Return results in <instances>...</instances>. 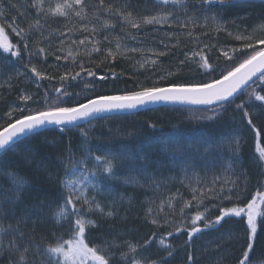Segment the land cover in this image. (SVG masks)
I'll use <instances>...</instances> for the list:
<instances>
[{
	"label": "trees",
	"instance_id": "trees-1",
	"mask_svg": "<svg viewBox=\"0 0 264 264\" xmlns=\"http://www.w3.org/2000/svg\"><path fill=\"white\" fill-rule=\"evenodd\" d=\"M109 2L110 0H105V5ZM111 2L120 3V0H111ZM135 2L141 5L142 8L148 10V12H142V14H150L152 11L156 10H167L183 15L176 6L171 4H158L156 0H135ZM251 2L256 6L243 7L241 5L245 3V0H232L231 6L217 8L213 11L221 13L226 21L230 22L234 20L235 23L237 21L235 18L239 16H245V20L249 19L251 12H256V14H253L256 16H259L257 14L264 15V10L260 8V4L255 0H251ZM85 3L87 5H98L99 0H85ZM92 9L95 13H98L97 9ZM98 14L101 15V19H112L118 26L115 27L114 31L118 37L114 38L110 37L111 33L109 30L111 27L108 25L105 26L106 32L103 37L98 40L99 43H96V47L103 50L100 53L91 50L86 54H74L66 49L63 55L53 56L50 47L45 49L44 42H39V40L38 42L36 41V34L32 29V37L29 41L30 49L28 51L22 49V56L20 58L10 57L11 61H17V63L29 73H32V66H35L37 71L42 69L48 71L49 75H47L46 78L43 77L41 79L35 76L39 82L38 89L40 95L38 101L44 100L46 96L50 97L51 101H54L56 99L55 89L61 88V92L66 90L68 93L73 94L69 101V106H71V104L75 103L77 100L84 102L83 97L85 96L112 94L125 88L132 89L136 84L152 86L153 81L163 76L162 74H168L166 77H161L165 83L172 80L183 81L186 78L190 80L207 79V77L202 75L206 70L198 67V63L195 59L191 61L186 60V64L183 67L178 66L180 60H185L186 56H190L193 51H200L203 45L214 41L217 31L210 25L208 28L192 29L193 35L191 37L187 35L185 30L170 29L168 24L145 26L138 32L134 28L133 30H129V25L125 24L123 21H117L103 12H99ZM257 19H260V17H257ZM0 24L5 25V33L8 41L11 44L19 45L20 41L18 37L9 29L8 25L3 20H0ZM228 24L229 26L233 25L232 23ZM19 28L27 29L28 27L23 28L19 26ZM176 31H178L177 34L172 37ZM202 32H207V36L203 35ZM90 35L93 36V32H90ZM104 36H107L108 40H104ZM124 36L135 37L140 43L133 41V45H135L134 47L136 48H131V45H129V50H127L126 45L128 40H124ZM114 41L120 44L119 50H117ZM161 41H163V44H161ZM164 45H167V48H165ZM260 47H264V45ZM38 48H44L45 52L43 54H38ZM131 49H136L137 51H132ZM108 50H111V52L115 54V59L107 57ZM157 50L167 52L165 56L158 55L159 59H157L158 62L164 65L161 66V64H157V71L153 73L151 72L152 65L148 64L151 58H147V63L144 65L143 69L138 68L137 70L134 63L142 60L144 58L142 56H145L146 52L150 51L155 55L153 51ZM29 51L33 53L31 57L29 56ZM56 52L58 51H55V53ZM69 53H71V55H69ZM174 53H176V55ZM203 54L208 57V62L217 68V72L213 73L217 79L220 78L219 70L221 68H231L233 66L231 61L226 60L223 61V63L214 64L211 55L206 49ZM5 56H10V54L3 53L2 49H0V61L2 60L0 65L3 70H6L8 65V63H4ZM57 56H61L62 58L57 60ZM246 56L247 52L236 57L237 62H242V59L246 58ZM63 57L68 58L63 59ZM81 63H83L86 69L95 72L97 77L107 75L114 71L120 78L115 80L109 78L106 81H99L81 72L79 77H76V79H67L63 81L62 85L60 77L65 75V73L74 75L76 72H80L79 65ZM49 67L50 70L47 69ZM190 69H193V72ZM148 73H150V75ZM157 73L159 74L156 77ZM52 78H56L55 82L51 81ZM0 80V125H3L6 122H2V115L4 116L9 107L10 97L13 91L10 83L3 79ZM158 86H163V84ZM253 89L264 94V84H260L258 77L237 96L231 99L234 100V103L229 104L226 111L214 116L212 119H202L201 117L212 116V112L208 109L213 106L186 107L162 105L137 112L104 114L102 115L104 116L103 119L92 120L90 123L84 122L80 124L78 128L69 127L60 131L53 127L47 131L40 132L37 136L26 139L22 138L21 142L17 143L14 151L7 153L2 152L0 154V167L3 168V171L5 173H15L19 178L27 182L23 189L22 200L15 205L16 216L21 214L25 205H30L36 200H43L45 204L51 203L52 209L57 204L63 202L62 198H64V194L67 192V189L63 188L64 175L68 169L72 168V164H77V161H80L78 152L83 151L86 154L85 150L90 149L92 156H103L101 153H98L95 148L99 140H107L106 138L109 135L107 133L111 130L110 127L112 123H127L129 125V137L131 134L138 135L144 133V130H139L141 126V128L143 127L150 131V135L152 137L154 136V140H156V137H162V135H164L163 132H165V134H170L171 132L176 133L178 131L183 134L188 131L205 132L206 129L216 127L221 122L231 117L237 115L243 116V112L236 109L235 105L248 100V93H251ZM76 93H80L81 95L76 96ZM62 99L68 100V97H62ZM257 102L256 100L249 101V112L252 115V105ZM29 107H43V104L36 102ZM217 111L219 112L220 110L218 109ZM253 123L256 125L257 129L261 130L260 136L257 137L256 132L247 124L248 128L251 130V140L246 146L241 147V153L238 158L227 156L232 167L231 170L224 172L225 178L221 181L223 185L228 187H233L232 182L236 181L237 184L235 189L240 190L242 188V192L248 194L249 197L246 200L243 199L239 201L241 206L243 203L250 200L252 196L255 195L257 188L260 187L258 180L260 179L262 165L259 162L258 148L264 147V116H260L257 121L253 119ZM152 125H155V127H152ZM173 128H176L178 131ZM82 130L87 133V136L82 134ZM126 132L120 135L126 137L124 139L129 144L130 138L127 137ZM47 134H54L51 140L53 142L59 141L60 144L58 146H53V144L46 141L47 139L44 141V136ZM130 140H133V138ZM148 140L149 138L147 141ZM120 141L122 140L119 138L117 142ZM77 146L81 148L78 150ZM70 155L72 156L71 163L69 162ZM154 156H160L159 159H162L160 152L158 155ZM25 157H27V159H25ZM257 159L258 162H256ZM157 161L159 160L156 159V163ZM86 164L88 169L94 170V164H96V162L90 164V160H86ZM98 166L102 169V165ZM117 167L118 164L114 171L117 170ZM242 172H245L249 177L246 187L243 183ZM108 176L109 174L106 173V177ZM0 185L3 186V190L8 195H12L15 192L12 179L6 174L0 176ZM113 185L117 186L118 191L123 190V186L121 187L118 182H115V184L113 183ZM140 189L141 188L135 187L129 190V192L124 191L125 193H129V195L126 196L128 199H119L115 202V206L119 209V212L117 215H114V217H102L99 213L87 217L96 220L98 224V227L95 229L89 230L86 228L85 240L89 243V246L99 245L104 239L109 241L115 240L117 245H122L123 241L143 244L145 240L150 239L152 244L148 249V253L151 254V258L153 260H159L161 257H164L166 264H186V255L189 252L197 259V264H238V259L242 253L241 246L244 243L242 236L245 221H241L237 218H230L222 222L220 226L210 229H203V222H200L202 232L197 234L191 244L188 245V237L183 231L176 232L172 226L165 225L168 223L167 219H178L181 211L176 214L172 210H162V203H160L156 209H153V207L149 206L148 202L144 201L148 192H151L149 191L150 188ZM188 194L190 195L189 197L193 199L192 192L190 191ZM216 201L217 200H213L209 202L210 204L207 202V204L211 206H206V212L205 210H200L199 212L205 213L208 219H214L220 214V207L232 206L229 202H222L221 200ZM109 202L110 201H108V203ZM198 207L204 208V205L200 204ZM149 208L152 209L151 215L148 214ZM52 209L48 210L49 215H51ZM108 210L110 209H105V211ZM257 210L259 212H264V205L258 203ZM5 211L7 214L4 219V224L15 225L16 217L8 213L7 204L5 205ZM165 216L171 218L166 219L164 218ZM75 218V216H72L73 221ZM152 219L156 220L157 223L152 224ZM259 222L260 217H258V225ZM187 223L191 224V221L186 222L184 227L187 226ZM38 232L46 237L44 241L46 245L52 244L54 246L57 243V240L53 238V234L58 238H62L61 242L72 238V235L67 230V225L59 227L51 221L38 229ZM169 232H172L173 235L169 236ZM209 234H214V236L207 240ZM4 238L6 241L11 239V237L7 235ZM161 241H163V243H161ZM207 241H211L214 244L207 246ZM37 242H40L39 237L37 238ZM169 245L171 249H169ZM169 250L173 251V256L171 258L167 256ZM112 251L115 264H125L124 260L115 256L117 252L121 253V247H114ZM250 259L252 260V264H264V231H258L257 241L254 244L253 252L250 253ZM4 260L6 261L7 257H5ZM52 260L53 262L59 260L60 264H63L62 256H53Z\"/></svg>",
	"mask_w": 264,
	"mask_h": 264
},
{
	"label": "snow or ice",
	"instance_id": "snow-or-ice-1",
	"mask_svg": "<svg viewBox=\"0 0 264 264\" xmlns=\"http://www.w3.org/2000/svg\"><path fill=\"white\" fill-rule=\"evenodd\" d=\"M75 5L81 7V11H76L77 17L83 14V10L86 6L92 7L112 17L117 21H123L131 28L136 29L138 32L142 27L149 25H162L168 24L170 29L185 30L188 36H192V29L208 28L209 24L215 26L217 32L223 30L228 35V23H232L235 26V21H226L222 14L213 11L217 8H223L232 5V0H156V3L162 5H174L179 9V12L183 15H179L174 11L156 10L150 14H142V12H148L146 8H142L137 4L135 0H120V3L110 2L105 5V0H99L98 5H86L85 0H73ZM4 0H0V20L4 19L3 12ZM243 7H255L251 0H245V3L241 5ZM9 7H15L9 5ZM33 12H35L40 18H45L49 14L53 16L67 17L69 12L65 9H71L72 5L65 0L64 4L56 3L54 7L49 5L45 7V0H33L30 5ZM260 7L264 9V0H260ZM139 9V10H138ZM95 15V19L100 21V15ZM23 16L25 13H19ZM108 21H103L101 27H105ZM9 29L18 37L20 44H11L5 33V25L0 24V49L3 53H9L10 56L4 57V62L11 64L10 57L20 58L22 56V49L28 51L30 49V39L32 37L33 28H41L40 19L35 20L34 24H29L27 29L19 28L16 20L13 19L8 23ZM260 31H264V15L260 19L258 25ZM254 28L253 31H256ZM93 36L96 35V29L92 30ZM207 36V32H202ZM63 36L64 33H59ZM51 36V33H49ZM135 39V37H131ZM47 39V38H44ZM104 40H108L107 36H104ZM198 39V37H197ZM237 39L241 37L237 36ZM63 43V41H61ZM83 44L84 41H79ZM98 44L99 41H96ZM163 44V41H161ZM258 45H264V38L257 37L255 43H247L242 49L233 50L235 56H229L227 51L223 52V57L226 61L232 62V67H224L219 70L220 78L217 79L213 73L217 72V68L208 62V57L203 54L204 50L209 48L210 45L205 44L200 51H193L190 56H186L185 60L179 61L178 67H183L187 61L196 60L198 67L205 69L202 73L207 79L195 80L185 79L183 81L172 80L167 83L162 78H158L153 81L152 86H146L143 84H136L132 89L125 88L123 90L114 92L112 94L94 95L83 97L84 102L77 100L75 103L69 106V101L73 94L68 93L66 90L61 92V88H56V99L51 101L50 97H47L38 101L42 103L43 107L30 108L28 102L33 100V96L26 92H21L19 100L24 103V107L10 108L4 115L3 119L6 123L0 125V152L14 151L17 143L21 142V139L37 136L42 131H47L50 128L55 127L57 130L63 131L69 127H79L80 121L90 123L92 120L103 119L104 116L100 114L118 113L130 109H137L141 106H145L149 103L156 102H171L180 104H196V105H210L213 106L208 109L212 112V116L201 117L202 119H212L214 116L221 114L227 110V106L234 103V100L230 98L234 97V94L239 89L245 88L252 77L257 76L259 73L258 81L260 84H264V47H257ZM117 50L120 49V44L116 45ZM167 48V45H164ZM250 50V51H248ZM93 51L102 52L99 47H94ZM132 51H137L132 49ZM44 48H38V54H43ZM247 52L246 58L242 59V62H237L236 57H239ZM33 53L29 51L31 57ZM71 55V53H69ZM160 56L167 55V52L158 53ZM107 57L115 59V54L108 50ZM106 57V59H107ZM62 57L57 56L56 59L60 60ZM68 57H63L67 59ZM155 64V61H152ZM80 72H76L74 75L65 73L60 77V81L63 85V81L67 79H76L80 76L81 72L86 73L87 76L98 79L99 81H106L109 78L115 80L120 77L114 72H110L107 75L97 77L96 73L90 69H86L81 63L79 65ZM32 73L36 77L43 78L41 72L37 71L35 66L31 67ZM2 74V73H0ZM11 79V77H9ZM163 84V86H158ZM76 96H80V93H76ZM62 97H68V100L62 99ZM238 98V97H236ZM260 101L257 105L258 114L264 116V94L253 89L251 93H248V100L242 101L236 104V109L243 112L244 119L247 124L256 132L257 137L260 136L261 130L256 128L253 123V115L249 112V101ZM220 110L219 112L217 110ZM155 127V125H152ZM84 136H87L86 132H83ZM176 146L177 151H184L186 148H191L192 145L187 146L181 144L179 141H172ZM239 140L234 141L232 148L233 152H237L239 149ZM208 149L206 148L205 151ZM85 156L79 161L81 168L78 170L85 176L91 175L97 176V171L88 169L86 160L88 157H92L97 165H102L99 178H110L114 175V169L117 166V162H135L137 157L130 151L113 153L106 152L104 156H92L90 149L85 150ZM259 162L262 165L260 172V179L258 183L260 187L257 188L255 195L246 203H239L240 197L237 195L233 199V189L236 187L237 182L233 181V187L227 191L222 188L219 190H209V194H215L219 196L220 200L228 201L232 204L231 207H220L219 215L214 219H208L205 213L197 211L196 214L191 217V224L181 228L177 226L176 232L183 231L187 237V244L190 245L194 237L202 232L200 222H203V229H210L218 227L226 219L237 218L241 221H245L243 225V245L242 253L238 259V264H252L250 259V253L254 250V244L257 241L258 231H264V212L257 210L258 203L264 205V147L258 148ZM145 161V164L141 166V171H144L147 165V156L141 155L139 157ZM27 159V157H25ZM72 156H69V162L71 163ZM75 169V164H72ZM229 167H232L230 164ZM103 173H108L109 177H103ZM8 175L12 179V183L15 186V192L12 195H8L3 186L0 185V264H60L59 260L53 262V256H62L63 264H115L113 261L114 247H126L127 251L121 252V259L125 264H166L164 257L159 260H153L151 254L148 253V249L151 247L152 241L145 240L143 244L133 243L131 241H125L123 245H117L115 240L109 241L104 239L99 245L89 246V243L85 240L86 228L91 230L98 227L97 221L87 218L88 216L99 213L102 217L112 218L117 215L119 209L116 208L114 202H109L104 207L96 200L95 196L91 198L86 194V189L78 188V184H82V180H65L63 181V188L67 189L64 194L63 203L58 205L54 210L52 204H45L43 200H36L30 205H25L19 216H16L15 205L21 201L23 196V189L26 185V181L19 178L17 174L8 172L5 173L3 168L0 167V175ZM146 176L152 177V182L156 183L154 174L144 171ZM243 183L247 184L249 177L245 172H242ZM124 183H133L141 185V181L135 177L132 179H125ZM92 187L97 192L104 191L100 183H94ZM196 191L195 189L193 190ZM123 199V195L120 197ZM193 199H197L194 195ZM79 202V207L77 203ZM8 205V213L16 217L15 225L4 224L6 216L5 205ZM68 205H71L72 212H69ZM85 206L87 208L85 209ZM105 208L110 210L105 211ZM114 209V210H113ZM207 209H205V212ZM152 209H148V214H151ZM72 216L76 218L72 219ZM258 217L260 222L258 225ZM51 221L59 227L67 225V230L72 235L71 239L61 242L62 238H58L53 234V238L57 240V243L45 244L46 237L42 233L38 232L42 226ZM156 220H152V224H156ZM10 236L11 239L6 241L5 236ZM169 236L173 235L172 232L168 233ZM39 241L37 242V238ZM163 243V241H161ZM169 249L171 246L169 245ZM168 258L173 256V251L167 252ZM7 257L5 261L4 258ZM186 264H197V259L194 258L191 252L186 255Z\"/></svg>",
	"mask_w": 264,
	"mask_h": 264
},
{
	"label": "rangeland",
	"instance_id": "rangeland-1",
	"mask_svg": "<svg viewBox=\"0 0 264 264\" xmlns=\"http://www.w3.org/2000/svg\"><path fill=\"white\" fill-rule=\"evenodd\" d=\"M32 3L33 0H4V19L2 20L8 25L11 20L15 19L17 25L27 28L29 24H34L35 20L40 19L42 27L39 29L33 28V31H35L36 34L35 39L37 42L38 40L39 42H44L45 49L50 47L53 56L60 54L63 55V52H65L66 49L74 54L89 53L94 47H96V41L101 39L106 32L105 27H101L103 21H108L107 25L111 27L109 30L111 33L110 37H118V35L114 33L115 27H118L114 21L110 18L97 21L95 16L91 14L89 10L90 7L88 6L84 8L83 14L77 17L75 12L81 11V7L75 5L73 0H67V3L71 4L72 8L75 10L72 11L71 9H65L69 12L67 17L53 16L49 14V16L45 18H40L32 11L30 7ZM56 3L64 4L65 0H45V7L47 8L49 5L54 7ZM9 5L15 7H9ZM19 13H25V15L21 16ZM257 17L259 16L253 15V12H251L250 18L247 20H245V16L235 18L237 20L235 26H229V24L227 26L228 32H230L231 35H228L223 30L216 32L214 41L209 43L208 45H210V47L206 49L211 55L214 64L223 63V61H225V58L223 57L224 51H227L229 56H235L234 49L239 50L247 43H255L257 37L264 38V31L258 29L260 19H257ZM209 25L215 29L214 25L211 23ZM93 28L96 29L97 36L95 37L90 35ZM254 28H257V30L253 31ZM129 30H133V28L129 26ZM61 32L64 33L63 36L59 35ZM177 32L178 31H176L172 37H174ZM49 33H51V36H49ZM237 36L241 37V39H237ZM81 40L84 41L83 44L79 43ZM124 40H128L126 45L127 50H129V45H131V48H136L134 47L135 45H133V41L140 43V41H137L138 39H132L131 36H124ZM61 41H63V43H61ZM114 44L117 45V41H114ZM260 46L263 45H258L257 47ZM55 51L58 52L55 53ZM153 52H155V55L150 51L146 52L145 56H142L144 57L142 60L136 61L138 63H134L137 70L138 68L143 69L144 65L147 63L146 59L151 58L148 62L149 65H152L151 72L155 73L157 71V64H161V62L157 61V59H159L158 52H161V50ZM174 54L176 55V53ZM152 61H155L156 63L153 64ZM162 65L164 64H161V66ZM47 69L50 70V67ZM190 70L193 72V69ZM39 72L42 73L44 78L49 75L46 69L39 70ZM0 73H2L0 74V79L10 83L13 91L6 112L12 107H24V103L19 100L22 91L33 96V100L28 102V107L38 102L40 95L38 89L39 82L34 73L27 72L15 60H12V63L7 65L6 70H3L0 65ZM148 74L150 75V73ZM158 74L159 73H157L156 77ZM162 75L163 76L161 77H166L168 74ZM9 77H11V79H9ZM55 80L56 78L51 79L52 82H55ZM259 104L260 101L252 105L253 119L256 121L260 118L257 109V105ZM3 117L4 116L2 115V122H6ZM110 128L111 130L107 133L109 134L106 138L107 140H99L97 147L95 148L96 151L103 156L106 152L119 153L130 151L137 157V160L134 163L129 161H124L122 163L117 162L118 167L117 170L114 171L112 178L99 179L98 177L101 168H99L98 165L94 164V170L97 171V176H93L91 173L85 176L78 171L81 168V165L79 161H77L78 163L75 164V169L72 167L65 173L64 181L82 180L83 183L78 184V188L86 189V194L90 198L95 196L96 200L101 203L102 207H104V204L107 205L108 201L115 203L121 199V195H123V199L127 200L128 197L126 196L129 195V193H125L124 191L129 192V190L135 187L141 188L140 190L150 188L149 191L151 192H148L144 201L148 202L149 206L153 207V209H156L159 204L162 203V207L160 206L162 210H172L176 214L181 211L178 219H167L171 217H164L168 220V223L165 225L172 226L173 229L177 226L183 228L186 222L191 221V217L196 214V211L205 210L207 205L211 206L209 205V202L213 200L220 201L219 196L215 194L210 195L209 190H219L222 188L227 191L232 188L223 185L221 182L225 178L224 172L231 170L227 156L229 155L231 158H238L241 153V147L246 146L251 140V130L248 128L242 115L231 117L221 122L216 127L206 129L205 132L188 131L183 134L179 133L176 128H173L178 132H171L170 134H165V132H163L164 135H162V137H156V140H154V136L152 137L150 135L149 130L143 127L141 128V126L139 130H144V133L138 135L131 134L130 137L128 130L129 125L125 122L112 123ZM125 132L128 138H133V140L129 139V144L124 139L126 137L120 135ZM53 136L54 134H47L44 136V141L47 139L46 141L53 144V146H58L60 142H53L51 140ZM119 138L122 141L117 142ZM148 138L149 140L147 141ZM236 140H239L240 142L239 149L237 152H233L232 148L234 146V141ZM172 141H179L185 146L191 144L192 147L186 148L184 151H177L175 144L171 143ZM80 148V146H77L78 150ZM206 148L208 149L207 151H205ZM159 152L162 155V159H159L160 156H154L158 155ZM78 153L81 160L85 156V153L83 151H79ZM141 155H146L148 158L144 171L154 174L156 183L152 182L151 176H146L144 171L140 170L141 166L145 164V161L139 158ZM156 159L159 160L157 163ZM87 160H90V164L95 162L92 157H88ZM256 162H258V159ZM103 177H106V173H103ZM133 177L139 179L142 186L133 183H124L125 179H132ZM115 182H118L121 187L123 186V190L118 191L117 186L113 185ZM94 183H100L104 191L97 192L92 187ZM194 189L196 190L195 192L193 191ZM190 191L193 196H197V199L194 200L192 197H189L190 195L188 193ZM237 195L241 198L240 200H246L249 197L247 193L242 192V188L240 190L233 189V199H235V196ZM63 199L64 198H62V201ZM207 202L209 204H207ZM62 203L63 202L57 204L52 210ZM200 204L204 205V208L202 207L203 209L198 207ZM77 206L79 207V202L77 203ZM67 207L69 212H72L71 205H68ZM86 208L87 206H85V209ZM187 225L189 224L187 223ZM212 236H214V234H209L207 240ZM124 242L125 241H123L122 245ZM206 243L207 246L214 244L211 241H207ZM121 250L127 251V248L123 247ZM115 256L121 258V253L117 252V255Z\"/></svg>",
	"mask_w": 264,
	"mask_h": 264
},
{
	"label": "water",
	"instance_id": "water-1",
	"mask_svg": "<svg viewBox=\"0 0 264 264\" xmlns=\"http://www.w3.org/2000/svg\"><path fill=\"white\" fill-rule=\"evenodd\" d=\"M259 76V73H257V76H254L252 77V79L248 82V85L253 82L257 77ZM244 88H241L238 90L237 93L234 94V97L240 93ZM232 97V98H234ZM230 98V99H232ZM162 105H177V106H186V107H206V106H210V105H196V104H188V103H185V104H180V103H171V102H156V103H149L145 106H141L137 109H130V110H126V111H122V112H118V113H129V112H137V111H140V110H144V109H148V108H153L155 106H162ZM84 121H80V124H82ZM1 153V152H0Z\"/></svg>",
	"mask_w": 264,
	"mask_h": 264
},
{
	"label": "bare ground",
	"instance_id": "bare-ground-1",
	"mask_svg": "<svg viewBox=\"0 0 264 264\" xmlns=\"http://www.w3.org/2000/svg\"><path fill=\"white\" fill-rule=\"evenodd\" d=\"M259 4H260V0H256ZM261 8V7H260ZM262 9V8H261ZM90 10V12H91V14H93L94 16L97 14V13H95L94 12V10L92 9V8H90L89 9ZM264 10V9H263ZM253 14H256V12H253ZM100 15V14H99ZM107 15V14H106ZM257 15H259V17H260V19H261V16L262 15H260V14H257ZM101 16V15H100ZM106 17V16H105ZM0 62H2V60L0 61Z\"/></svg>",
	"mask_w": 264,
	"mask_h": 264
}]
</instances>
